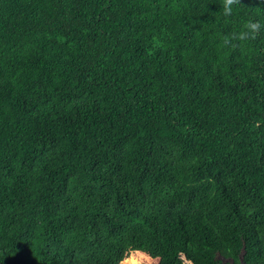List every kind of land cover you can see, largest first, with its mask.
I'll list each match as a JSON object with an SVG mask.
<instances>
[{"label":"trees","instance_id":"1","mask_svg":"<svg viewBox=\"0 0 264 264\" xmlns=\"http://www.w3.org/2000/svg\"><path fill=\"white\" fill-rule=\"evenodd\" d=\"M141 254L264 264V0H0V264Z\"/></svg>","mask_w":264,"mask_h":264},{"label":"clouds","instance_id":"2","mask_svg":"<svg viewBox=\"0 0 264 264\" xmlns=\"http://www.w3.org/2000/svg\"><path fill=\"white\" fill-rule=\"evenodd\" d=\"M230 3H231V0H229V4H230ZM225 11H226V14H227L228 12H230V8H227V7H226ZM247 27H248V29H249V32H255L256 30L259 29L260 25H259V24H256V23H251V24H249ZM247 34H248V33L242 34V35L240 36V38H241V39H244V38L246 37Z\"/></svg>","mask_w":264,"mask_h":264},{"label":"rangeland","instance_id":"3","mask_svg":"<svg viewBox=\"0 0 264 264\" xmlns=\"http://www.w3.org/2000/svg\"><path fill=\"white\" fill-rule=\"evenodd\" d=\"M134 252H137V251H134ZM143 253V252H142ZM133 257V256H136L134 255V253H131V255L129 257ZM141 256H144V257H141ZM139 257L141 258V261H143L142 264H158L159 263V260H155L153 261L152 259H150L149 257L145 256V255H139ZM125 262V260L123 261Z\"/></svg>","mask_w":264,"mask_h":264},{"label":"water","instance_id":"4","mask_svg":"<svg viewBox=\"0 0 264 264\" xmlns=\"http://www.w3.org/2000/svg\"><path fill=\"white\" fill-rule=\"evenodd\" d=\"M230 264H233V260H227ZM241 261H242V264H245L243 262V257L241 256ZM188 264H192L191 262H187Z\"/></svg>","mask_w":264,"mask_h":264}]
</instances>
